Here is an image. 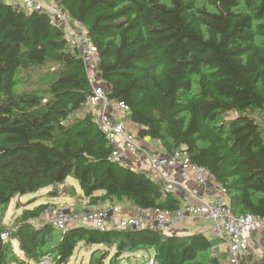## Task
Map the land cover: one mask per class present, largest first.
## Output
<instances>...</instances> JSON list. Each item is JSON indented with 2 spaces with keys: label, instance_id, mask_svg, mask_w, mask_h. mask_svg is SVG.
<instances>
[{
  "label": "trees",
  "instance_id": "1",
  "mask_svg": "<svg viewBox=\"0 0 264 264\" xmlns=\"http://www.w3.org/2000/svg\"><path fill=\"white\" fill-rule=\"evenodd\" d=\"M54 1L96 46L99 79L110 98L129 106L138 137L157 141L166 153L183 150L207 168L233 213L264 216V0ZM47 64L55 73L47 97L16 88L19 75ZM91 89L62 28L43 12L0 0V264H38L43 257L67 264L79 245L114 248L107 264L150 250L157 264H220L201 232L85 226L61 232L35 225L48 208L29 206L35 200L11 226L3 222L16 196L49 186V196L74 195L68 177L87 200L75 210L122 201L141 209L183 204V196L165 192L144 172L109 159L94 116L75 114ZM108 255L94 248L88 264H104Z\"/></svg>",
  "mask_w": 264,
  "mask_h": 264
},
{
  "label": "built area",
  "instance_id": "2",
  "mask_svg": "<svg viewBox=\"0 0 264 264\" xmlns=\"http://www.w3.org/2000/svg\"><path fill=\"white\" fill-rule=\"evenodd\" d=\"M8 2L26 11L45 13L51 24L63 29L67 43L78 50L85 63L92 88L86 103L92 106L89 112L94 116V121L111 147L109 155L111 161L125 164L130 157L136 159L144 157L148 167L157 174L155 181L165 192L184 196V192L189 190L190 183L216 188L213 193L199 197V203L182 204L175 210L141 209L130 205L133 207L132 212L125 213L123 208L115 203L87 210L57 208L50 213L47 208L40 218L33 220L35 225H39L40 219H45L42 223H48L61 232L71 227L85 226L99 230L147 227L163 233L169 225L183 216L202 217L209 223L207 228L209 233L225 241L228 263L239 264L252 245L251 234L264 229V216L233 213L225 188L216 182L207 168L193 163L185 151L177 149L172 153H166L161 147L164 152H160L149 149L143 143V140L147 144L154 141L138 137L137 132L129 126L131 123L127 119L129 106L124 101L110 98L107 94L108 89L100 84L97 73L99 63L97 48L87 36L80 21L71 19L54 0H8ZM1 237L6 238L7 234L2 233ZM38 264L53 263L43 257ZM142 264L157 262L152 256H147L143 258Z\"/></svg>",
  "mask_w": 264,
  "mask_h": 264
},
{
  "label": "rangeland",
  "instance_id": "3",
  "mask_svg": "<svg viewBox=\"0 0 264 264\" xmlns=\"http://www.w3.org/2000/svg\"><path fill=\"white\" fill-rule=\"evenodd\" d=\"M54 77H55L54 67L51 64H47L41 68H37L35 70L30 71L28 74L19 75L18 76L19 84L17 85L16 88L17 89L35 88L41 94H43V96L47 97L49 83ZM99 82L100 84L103 85L105 89H108V84L106 82H103L101 80ZM91 108L92 106L90 104H87L80 111H77L75 114L78 116L83 115L86 111L87 112L90 111ZM232 115H233L232 113H228L225 115V118H229ZM66 184L67 185L70 184L73 186L75 190L74 195L71 196L68 193H66L62 196H57V197L49 196V192L52 190V187L49 186L38 190L36 193H32V194L29 193L14 197L10 201L8 207L3 212V222L7 226H11L13 224L14 218L20 213L22 206L32 200L38 201L36 204L44 203V202L53 203V204L48 203L49 205L48 213L52 212L53 209H57V208L64 209L69 204V202H71L70 206L73 208H82L83 206H85L87 204V200L83 197L82 191L79 187L77 180L73 179L72 177H68L66 179ZM117 203L118 202H116L115 204ZM44 220L45 219H40L39 223H42ZM13 245H14V250L17 253H20L16 241L13 242ZM94 248H98L101 251L109 252L107 258L104 259V264L108 263V259L115 251L114 248L108 249L104 245H100L98 247L93 246L89 248L79 245L78 247L75 248L67 264H88L91 252L93 251ZM140 260L141 257H139L138 255L136 256L127 252L119 256L115 264H142Z\"/></svg>",
  "mask_w": 264,
  "mask_h": 264
},
{
  "label": "crops",
  "instance_id": "4",
  "mask_svg": "<svg viewBox=\"0 0 264 264\" xmlns=\"http://www.w3.org/2000/svg\"><path fill=\"white\" fill-rule=\"evenodd\" d=\"M129 126L133 131L135 132L138 131L137 126L135 124L130 123ZM143 143L146 144L147 147L151 150L155 149L160 152H164L158 142L154 141V142L147 144L143 140ZM123 165L130 167L134 170L142 171L146 175L150 176L153 180L157 179L156 172H154L148 167L146 163V159L144 157H142L141 159L130 157ZM188 189L191 191V193L189 190H187V192H184L183 204L199 203V197H203L204 195H209L213 193L214 191H216V188L210 185L197 186L191 183L188 185ZM37 202L38 201H34L30 203L29 206L35 205ZM44 203L48 204L49 202H44ZM70 203L71 202H69V204L65 207V209H74L73 207L70 206ZM49 204H53V203H49ZM117 205L122 207L123 212L125 213L132 212L133 207H131L128 202H125V201L118 202ZM208 226H209V223L206 222L202 217L193 218L190 216H183L177 219L173 224L169 225L166 228V231L163 233L169 234V235L170 234L171 235H191L193 233L202 232L211 241L213 249L217 252L220 264H229L227 261L228 250H227L225 241L217 237H214L211 233H209V231L207 230ZM251 242H252V245L245 252L239 264H264V229L254 231L251 234ZM152 254L153 252L152 250H150L149 252L138 251L134 255L136 256L138 255L139 257L142 258L144 256H147V255L149 256Z\"/></svg>",
  "mask_w": 264,
  "mask_h": 264
},
{
  "label": "water",
  "instance_id": "5",
  "mask_svg": "<svg viewBox=\"0 0 264 264\" xmlns=\"http://www.w3.org/2000/svg\"><path fill=\"white\" fill-rule=\"evenodd\" d=\"M70 229V228H69Z\"/></svg>",
  "mask_w": 264,
  "mask_h": 264
}]
</instances>
